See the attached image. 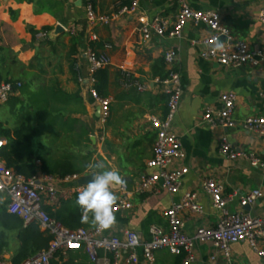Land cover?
Wrapping results in <instances>:
<instances>
[{"label": "crops", "instance_id": "crops-1", "mask_svg": "<svg viewBox=\"0 0 264 264\" xmlns=\"http://www.w3.org/2000/svg\"><path fill=\"white\" fill-rule=\"evenodd\" d=\"M91 1L99 15L111 16L131 6L134 0ZM182 4L195 10L218 12L233 38L247 41L252 48L264 49V22L260 19L264 0H138L135 12L108 25L95 26L86 18V0H0V78L22 82L25 90H20L9 101L20 97L17 107L21 109L25 103L29 104V94L53 91L59 97L66 96L54 99L53 105L66 108L67 117L51 119L52 127L34 140L33 158L38 168L42 160L67 155L77 156L86 165L102 161L106 168L118 169L129 189L134 190L142 177L154 171L147 162L153 157L158 129L150 118L157 116L165 120L169 114V96L155 80L167 78L171 70L181 74L183 93L170 131L179 137L183 156L174 160L169 170L188 168L189 172L176 194H171L161 184L135 194L131 209L114 214L116 223L106 230L108 235L123 238L125 232L135 231L142 241H148L154 225L168 232L165 212L186 193L194 194L204 211L181 213L184 232L192 236L200 227H215L220 212L213 207L212 198L204 188L208 179H214L221 186L223 196L231 199L227 207L231 213L264 217V168L253 167L249 157L231 160L221 153V145L227 140L237 151L264 158V136L244 126L247 117L264 116V62L235 69L203 59L201 52L206 47L198 42L212 32L202 23L190 22L182 38L171 37L170 31ZM155 17L163 18L169 31L165 37L153 35L151 40H144L141 26ZM59 24L65 29L62 34L55 33ZM93 34L97 35L96 41L91 39ZM89 49L111 59V65L104 68L107 70L105 93L111 99V114L104 127L100 122V106L88 92ZM170 49L177 52L173 67L165 60V52ZM141 85L146 88L139 90ZM227 92L237 96L234 111L237 125L225 128L204 123L206 110L221 109L220 98ZM67 121L73 124V130L63 125ZM84 130L87 135L77 139L76 134ZM72 185L59 184L58 188L70 189ZM255 190L261 192V197L242 207L241 198ZM116 194L119 198L120 188L116 189ZM74 196L63 200L59 206L47 205L46 208L58 209ZM260 246L264 248V239ZM19 247L15 236L8 238L0 260L11 263ZM70 251L72 256H77L75 264H94L83 246ZM137 252L141 264H179L183 257L162 249L155 252L153 262H148L141 247ZM231 254L239 264H264L248 241L233 244ZM194 256L192 264L226 263L223 254L208 243H198ZM109 257L113 259L112 254ZM125 257L123 253L121 261Z\"/></svg>", "mask_w": 264, "mask_h": 264}, {"label": "built area", "instance_id": "built-area-1", "mask_svg": "<svg viewBox=\"0 0 264 264\" xmlns=\"http://www.w3.org/2000/svg\"><path fill=\"white\" fill-rule=\"evenodd\" d=\"M138 0H134L131 6L123 7L113 15H99L91 0H86V18L91 26L96 24H110L119 17L136 11ZM260 19L264 22V10L260 12ZM202 23L209 27L212 35L198 42L206 48L201 52V57L211 60L223 67L242 68L247 64L257 65L264 62V49L252 48L247 41L233 38L232 32L223 22L221 15L216 11H200L182 4L177 20L173 25L170 36L180 39L188 23ZM144 40H151L153 35L165 37L168 33V24L161 17H155L146 21L141 26ZM43 35H46L44 33ZM91 39L97 40L93 34ZM223 44V51L214 50L216 43ZM90 66V77L88 78V92L100 106L101 126H106L111 114V99L103 97L96 89V73L111 65V59L106 54H98L93 49L87 52ZM166 63L173 67L177 61V52L170 49L165 52ZM130 74L128 78L130 81ZM169 96V114L165 120L152 116L150 121L158 129L156 143L153 148V157L148 160L147 165L153 169V173L142 177L140 183L134 190H130L126 184L120 188V197L113 206V213L121 210H129L133 207L132 198L135 194L147 192L161 184L171 194H176L181 189L183 177L189 172L188 168L169 170L174 160L183 156L182 145L179 137L170 131L171 122L179 109L183 84L180 72L171 70L165 79L157 78ZM130 84V83H129ZM23 87L22 82L0 80V104H6ZM146 87L141 85L139 90ZM221 109L208 108L203 116V121L211 126H223L234 128L237 122L234 119V111L237 96L233 92L222 94ZM247 130L264 136V116H250L244 120ZM8 141L0 137V194H5L4 202L9 213L23 219L26 225L37 223L41 229L49 232L53 240L47 250L40 252L34 257L26 260L23 264H51L58 252L67 253L69 250L83 246L94 264H141L138 248H142L146 261L153 262L154 254L158 250L166 249L171 254L183 256L179 264H192L195 260L194 248L198 243L211 244L226 259L225 264H239L232 259L231 246L237 242L248 241L258 256L264 260V248L260 246L264 239V217H256L245 213H231L227 207L231 200L224 197L221 186L214 180L208 179L204 182L206 192L211 196L213 207L220 212V217L215 227L198 228L190 236L184 232V222L181 213L191 210L202 213L204 208L195 200V195L186 193L180 202L173 204L165 212L169 223V231L166 232L160 226H152L151 238L142 241L135 231H127L123 238L106 234V230L98 232L95 229L79 228L76 230L63 226L53 219L46 210V206H59L63 200L77 194L82 187L78 184L79 179L86 175L73 174L65 177L48 175L43 172L36 173L31 177L18 174L7 167L2 158V152ZM221 153L236 160L240 156L249 157L253 167L264 168V158L254 154L246 155L244 152L235 150L232 145L224 140L221 145ZM59 184H73L70 189L59 190ZM261 197V192L255 190L241 198L242 207L253 204ZM103 253V254H102ZM126 257L121 261L122 254ZM113 255V259L109 257ZM113 260V261H112ZM0 264H11L0 260Z\"/></svg>", "mask_w": 264, "mask_h": 264}, {"label": "trees", "instance_id": "trees-1", "mask_svg": "<svg viewBox=\"0 0 264 264\" xmlns=\"http://www.w3.org/2000/svg\"><path fill=\"white\" fill-rule=\"evenodd\" d=\"M95 77L97 79L96 89L103 97H107L105 93L107 70H99ZM0 80L2 79L0 78ZM21 90L25 91L23 87ZM65 97L63 95L59 97L58 93L53 91L43 95L37 93L29 94V104L26 106L27 108L22 110L23 121L20 125L14 129H9L0 124V137H4L9 141L8 146L2 152V158L8 168L25 177L35 175L39 170L48 175L59 177L73 174L84 175L88 171L87 165L83 164V160L77 156L67 155L59 159H45L42 160L41 168L37 167L35 157L33 158L35 156L33 149L34 140L40 137L47 128L52 127L49 123L50 120L67 117L66 108L53 105L54 99H63ZM14 98L16 100L14 102L17 105L21 98ZM60 104H63L64 107L66 106L65 102ZM64 123V126L73 130V124L69 125L68 121ZM84 135H87L85 130L77 133L76 138L82 139ZM88 142H90L89 138ZM77 195L78 193L75 194L72 201L64 202L63 206L58 209L53 210L52 207H47L46 210L53 219L69 229H90L88 228L90 227L89 224L81 221V211L75 203ZM11 236H15L20 243L18 251L11 259L12 264H23L26 260L47 250L53 240V236L47 231H42L37 223L25 225L22 218L9 213L6 203L3 202L0 204V252L4 250L7 239ZM67 253L58 252L51 264H75L74 261L77 256H72L71 251ZM84 259L85 256L82 257V260ZM80 264H86V262H81Z\"/></svg>", "mask_w": 264, "mask_h": 264}, {"label": "clouds", "instance_id": "clouds-1", "mask_svg": "<svg viewBox=\"0 0 264 264\" xmlns=\"http://www.w3.org/2000/svg\"><path fill=\"white\" fill-rule=\"evenodd\" d=\"M214 50L223 51V44L216 43ZM86 167L90 179L80 188L75 203L81 211V221L102 232L116 223L112 211L118 200L116 189L123 188L126 180L118 169H108L102 161L90 162ZM3 202L0 195V203Z\"/></svg>", "mask_w": 264, "mask_h": 264}, {"label": "rangeland", "instance_id": "rangeland-1", "mask_svg": "<svg viewBox=\"0 0 264 264\" xmlns=\"http://www.w3.org/2000/svg\"><path fill=\"white\" fill-rule=\"evenodd\" d=\"M26 106H28V104H25V106L20 109L19 106L17 107L14 101H9L6 104H0V123H2L6 128L17 127L23 121L21 114L22 110L27 108ZM0 195L3 197L6 196L5 194Z\"/></svg>", "mask_w": 264, "mask_h": 264}, {"label": "water", "instance_id": "water-1", "mask_svg": "<svg viewBox=\"0 0 264 264\" xmlns=\"http://www.w3.org/2000/svg\"><path fill=\"white\" fill-rule=\"evenodd\" d=\"M64 32H65L64 27H63L62 25L59 24V25L56 27L55 33H56V34H62V33H64ZM89 179H90V177L88 176V174H86V175L82 176V177L79 179L78 184H80V185H84V184L87 183V181H88Z\"/></svg>", "mask_w": 264, "mask_h": 264}]
</instances>
